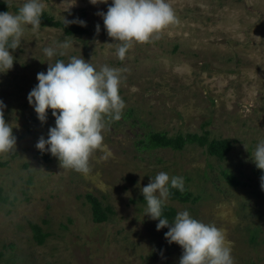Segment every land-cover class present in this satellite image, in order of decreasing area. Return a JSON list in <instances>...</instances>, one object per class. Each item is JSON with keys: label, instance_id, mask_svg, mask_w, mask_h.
I'll use <instances>...</instances> for the list:
<instances>
[{"label": "rangeland", "instance_id": "1", "mask_svg": "<svg viewBox=\"0 0 264 264\" xmlns=\"http://www.w3.org/2000/svg\"><path fill=\"white\" fill-rule=\"evenodd\" d=\"M0 2L15 14L26 0ZM167 2L176 23L134 44L123 61L97 14L107 13L112 0H43L42 15L61 23L79 18L86 26L69 25L83 34L44 26L34 34L24 26L19 48L10 50L13 68L0 73L4 119L16 137V146L0 154V264H179L183 249L168 243L169 228L158 231L159 221L146 215L141 201V189L160 172L183 177L189 196L186 202L171 199L169 183L166 206L223 230L234 264H264V170L251 159L264 141V0ZM66 37L73 46L49 60L44 49L59 53L57 43ZM72 56L97 71L105 65L121 70L125 108L119 121L105 118L102 133L111 155L101 160L103 151L94 152L87 176L62 169L58 158L36 148L56 121L48 109L42 123L28 102L37 74ZM206 132L230 141L224 160L197 143L182 150L148 145L156 133ZM88 195L112 209L106 222L93 220Z\"/></svg>", "mask_w": 264, "mask_h": 264}, {"label": "clouds", "instance_id": "2", "mask_svg": "<svg viewBox=\"0 0 264 264\" xmlns=\"http://www.w3.org/2000/svg\"><path fill=\"white\" fill-rule=\"evenodd\" d=\"M90 3L97 5L107 3V0H90ZM45 7L43 0H26L18 13H0V73L13 68L15 62L10 50L19 48L24 26L30 25L34 34L39 32ZM97 14L103 18L108 36L115 41L120 61L126 58L134 44L148 43L176 23L175 13L167 0H112L107 13ZM65 21L66 25L86 26L79 18ZM96 32H100L99 24ZM72 46V41L66 37L57 43L62 51L57 53L56 48L46 47L44 53L51 60L56 55L64 56ZM48 65L46 73L37 74L38 85L28 94V102L42 123L46 122L47 111L51 109L56 126L49 129L47 139L40 137L36 148L41 152L49 151L58 158L62 169L87 176L94 152L103 151L101 160H107L111 155L103 145L102 133L106 128L105 118H108L107 122L119 121L125 108L119 94L121 70L105 65L97 71L91 62L76 56L68 62L57 59ZM3 108L0 101V154L10 152L16 146V137L12 127L5 122ZM251 159L258 169L264 170V141L256 146ZM260 179L264 190V176ZM169 183L171 188L184 191L183 177L170 178L165 172L158 173L141 191L147 204L146 215L159 221L158 231L169 228L165 239L183 249L179 264H234L230 242L223 230L192 218L187 210L177 213L171 224L168 219L161 218L162 206L169 197Z\"/></svg>", "mask_w": 264, "mask_h": 264}, {"label": "trees", "instance_id": "3", "mask_svg": "<svg viewBox=\"0 0 264 264\" xmlns=\"http://www.w3.org/2000/svg\"><path fill=\"white\" fill-rule=\"evenodd\" d=\"M9 5L7 3L0 2V13L8 12ZM18 11V10H17ZM41 26L44 27H55L61 28L67 35L73 36L75 34H83L86 31L69 25L66 23L57 22L54 18L49 17L47 15L41 16ZM187 143H197L201 147L205 148L207 153L216 157L219 160H224L226 156L230 153L232 149V145L229 140H220V139H210L208 133H204L203 135H178L172 138H169L165 134L156 133L150 135L148 145L151 148H171L173 150H182L184 145ZM227 178H230L227 176ZM230 182L234 185H237V182L230 178ZM170 197L173 200H179L182 202H186L189 200L188 193L184 191H180L179 189H174L170 187ZM88 201L92 206V214L93 220L96 223H104L109 219V215L112 214L111 208H103L102 203L94 196L88 195ZM141 201L146 204L144 196L141 198ZM176 216V210L172 207H168L165 204L162 206V217L168 220L174 219ZM34 231L36 233V237L38 239H42V232L39 227H34Z\"/></svg>", "mask_w": 264, "mask_h": 264}]
</instances>
